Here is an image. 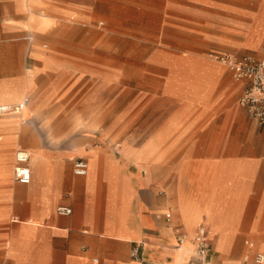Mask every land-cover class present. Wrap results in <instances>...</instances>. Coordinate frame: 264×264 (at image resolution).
<instances>
[{"label":"crops","instance_id":"0c3cea01","mask_svg":"<svg viewBox=\"0 0 264 264\" xmlns=\"http://www.w3.org/2000/svg\"><path fill=\"white\" fill-rule=\"evenodd\" d=\"M98 3L0 0V106L24 100L22 123L62 119L33 131L76 132L72 118L92 116L81 106L97 100L101 86L91 82L111 67V48L40 43L64 42L69 31L54 28V22L91 21L101 12ZM222 53L227 52L214 57ZM186 69L192 82H206L202 91L170 92L181 103L167 130H157L137 148L121 147L119 157L117 148L97 144L92 134L69 143H35L43 145L40 169L29 158V183L0 191V264H254V254H264V125L238 103L244 81L229 79L207 61ZM18 149L30 153L28 144ZM76 158L87 162L85 174L75 173ZM56 205L69 206L71 214L58 215ZM184 213H194L193 221ZM219 217L224 224L218 230ZM200 226L211 246L203 262L193 254ZM219 241L228 245L225 250L217 247ZM136 244L139 259L131 255ZM242 244H248L245 254Z\"/></svg>","mask_w":264,"mask_h":264},{"label":"rangeland","instance_id":"374dc122","mask_svg":"<svg viewBox=\"0 0 264 264\" xmlns=\"http://www.w3.org/2000/svg\"><path fill=\"white\" fill-rule=\"evenodd\" d=\"M101 3L97 5L101 12L91 21L54 22V28L69 31L64 42L46 39L40 43L49 48L52 43L78 41L81 45L111 48V67L102 70L105 76L91 82V86H101L97 100L81 106L91 109L92 116L82 114L72 118V125L78 129L76 132H36L33 131L35 126L50 128L53 122L62 124V119L55 117L50 121L47 117H34L22 123L26 111L24 100L13 107L7 105L11 109L2 114L6 117L0 121V127L19 129L17 132L0 131V191L13 185L18 190L24 187L12 177L14 152L19 146L28 144L30 158L39 154L43 164L42 143L37 144V151H33L31 145L39 141L46 145L69 143L76 135L92 134L97 144L102 141L117 148L114 152L119 157L121 147L137 148L142 141L150 140L157 130H167L171 115L181 103L179 97L170 92L183 94L186 91L193 95L202 91L206 82L200 79L192 82V75L186 69L189 65L207 61L221 67L233 80L231 72L217 64L214 53L256 55L264 49V0H101ZM254 42H259L254 48L242 46ZM235 99L238 106L237 96ZM20 105L22 109L13 110ZM1 175L11 178L4 181ZM188 214L184 213L187 221H193L195 214ZM216 224L219 230L224 218L219 217ZM216 245L224 250L228 246L220 241ZM247 245L240 246H245L243 254L247 252Z\"/></svg>","mask_w":264,"mask_h":264},{"label":"built area","instance_id":"2783aa9c","mask_svg":"<svg viewBox=\"0 0 264 264\" xmlns=\"http://www.w3.org/2000/svg\"><path fill=\"white\" fill-rule=\"evenodd\" d=\"M215 61L229 70L237 81H244L243 93L239 99V105L243 107L248 116L257 124L264 125V49L258 56L244 54L236 56L230 53L218 54ZM13 107V106H12ZM9 106H0V114L10 111ZM29 153L26 150L18 149L14 155L15 167L13 179L20 184H28L30 181V170L28 167ZM73 168L76 174H85L87 162L83 158H76L73 161ZM60 216L70 215L72 209L67 205H58L55 209ZM183 242V237L178 239ZM194 251L197 260L203 262L210 253L211 246L206 231L202 226L198 227L193 234ZM141 244H136L131 255L135 259L140 258ZM247 261V259L245 260ZM254 264L264 263V254L256 252L253 256Z\"/></svg>","mask_w":264,"mask_h":264},{"label":"bare ground","instance_id":"6f19581e","mask_svg":"<svg viewBox=\"0 0 264 264\" xmlns=\"http://www.w3.org/2000/svg\"><path fill=\"white\" fill-rule=\"evenodd\" d=\"M35 88V87H34ZM24 104H26L25 102H24ZM22 107V105H20V106H16V107H14V109L13 110H17V111H19L20 110V108ZM22 109V108H21ZM1 125V124H0ZM22 134V133H21ZM66 139V138H65ZM32 146V149H33V151H37V144H33V145H31ZM43 150V149H42ZM58 150V149H57ZM8 153V152H7ZM29 153V152H28ZM58 154V153H57ZM39 154H37V156L35 155H33L32 156V158H30V160H31V162H32V165L33 166H35L36 168H39L40 169V167L42 166V163H41V161H40V156H38ZM41 155V154H40ZM29 156H30V153H29ZM50 156V155H49ZM44 157V156H43ZM39 159V160H38ZM38 160V161H37ZM190 214V213H189ZM189 214H188V216H189ZM188 219V218H187ZM224 233V232H223ZM185 247V246H184Z\"/></svg>","mask_w":264,"mask_h":264}]
</instances>
